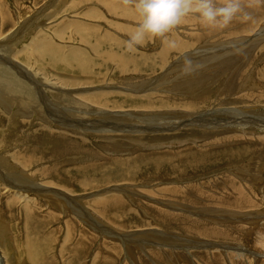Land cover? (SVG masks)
Returning <instances> with one entry per match:
<instances>
[{
    "label": "rangeland",
    "instance_id": "1",
    "mask_svg": "<svg viewBox=\"0 0 264 264\" xmlns=\"http://www.w3.org/2000/svg\"><path fill=\"white\" fill-rule=\"evenodd\" d=\"M57 1L0 0V17L1 6H5L13 15L11 18L12 23L8 22L3 28L2 17L0 18V37L3 35V37L9 36L15 27H18L19 23L28 20L29 16L41 11L43 15L40 12L39 15L41 16L37 20L44 22V25L42 24L43 27L38 25L37 28H33L32 31L23 34L21 38H18V41L12 40L10 43H12L13 48L16 46L19 51L26 50L25 48L31 44L29 43L31 36L36 34L38 28H43V30L41 29L40 32H37V34L41 35L40 37H44L47 33L55 36L54 40L58 45H64V47L69 45L72 48L74 46L84 47L83 44L81 45L77 42L80 36L74 29L75 27L69 26V21L70 23L71 21H81L100 28L99 36H102L103 32L106 31L118 37L122 42L120 50L128 52L125 47V41L129 36L124 34L121 29L136 27L140 21L124 15L123 17L121 15H113L108 12V8L103 2L104 0ZM115 1L123 4L122 0ZM91 14H95V18ZM189 15L192 16V14ZM193 16L197 17L198 15L193 14ZM198 19L200 18L198 17ZM59 23L63 25L67 41H62L61 38L58 39L57 34L59 32L54 31V27ZM253 23V26L248 31L240 28L242 25H239V22L236 23L234 28L231 27V24L226 29L217 28L215 31H209V28L212 29V27L207 28L206 26H201L200 28L195 25L197 28L195 26L191 28L188 24L177 25L173 31L167 34V38H170L171 35H176L178 40L186 41L185 43H193L190 38L192 36H197V39L189 48L181 50L182 47L179 46L174 50H170L163 59L165 63L168 62L164 68H160L162 63L159 62L161 58L157 53L163 48L164 39L146 37L145 42L137 47L133 55L140 57V54L144 53L145 56L151 57V60L146 63L143 71L135 72L132 69V72L128 71L119 75L118 79H126L137 83L148 79H152L149 81L160 80L157 86L159 90H163L162 95L164 98L169 96L171 98L184 99L186 92L184 93L181 90L182 88L185 90L192 89V93L204 95L203 98L207 97V101L201 108L195 109L193 112L182 108L180 105L176 108L184 114L192 112L191 118H194L198 113L207 112L215 108L227 109L232 107L233 104V106H237L235 109L255 105L264 107V97L262 95L264 93V79L257 74L264 67V22L261 21L257 26H255L257 22L255 23L254 21ZM178 26L183 27L179 28ZM237 28L241 29V34L234 30ZM67 30L70 31L67 32ZM256 37L258 39L255 40ZM226 42L227 44L230 43L228 44L229 47L225 44ZM251 42L254 43L252 46L250 45ZM238 44L244 48L249 46L252 48L250 47L248 52L232 53L231 57H244L242 59L245 60L241 61V64L238 62L234 65L233 62V67H231L227 61L235 57L227 59V54L230 50L229 48L232 46L236 47ZM85 46H87L85 51L88 48L90 49L88 45ZM222 46L226 47V54L222 53L223 55H221L217 51L213 52L215 48ZM29 47L32 48L31 46ZM10 48L12 47L10 46ZM206 49L210 50V53ZM251 49L254 51L251 52ZM89 51L91 52V50ZM27 52L32 53L29 50ZM202 52H207L203 56L210 60L205 64L207 70L217 72V77L208 79V75L206 76L200 70L201 72L198 71L199 74L197 72V75L194 74L195 76H187L189 80L191 79V82L190 88H185L182 81L186 76L179 77L182 65L176 71L164 72L167 68H171V64L174 62L173 59L176 58L178 61L185 54L193 58V56H197L194 53L201 54ZM23 54L20 52L16 56L12 57V54H9L6 57L17 62L19 66L26 67ZM65 54L66 52L64 56ZM92 54L91 52V56L89 55L91 58L94 55ZM207 55H210L211 59H213L211 60L210 56ZM31 56H33V53L29 55V57ZM154 59L159 67L153 62ZM29 60L28 65L30 67L27 72L29 73L30 70L31 79H35L38 76L40 84L48 83L47 80L49 78L55 80L54 76L58 78L61 75L60 78L63 79L73 76L74 81L80 82L79 87L83 85L80 88L81 90H88L89 88V90L93 91L95 89L93 85L86 86L90 82L82 81L83 74L68 72L54 66L50 56L47 57L45 63L38 61L43 65L42 68L41 64H37L38 62L34 63L30 58ZM208 63L209 65H207ZM239 65L241 67L237 72L236 68ZM229 67L234 70L232 73ZM112 68L108 70V76L106 75L108 80L111 76H114ZM41 69L47 73L45 74L46 78H49H45ZM162 69L164 70L162 71ZM96 70L98 69H94V71ZM205 73L208 72L205 71ZM245 75L251 76L249 79L250 83L245 86L242 85L240 88L238 83L242 82L241 80ZM38 77L34 81H39ZM251 79L254 80V84L251 83ZM228 82L232 83L228 84ZM28 84L31 88V84L29 82ZM121 85L127 86L128 84L122 82ZM121 85L119 86L121 87ZM146 85L148 86L145 83L143 87H146ZM76 86H78V83ZM126 88L132 89V96L142 92H136L137 89H134L133 86H127ZM95 91H98V89H95ZM246 93H250L253 96L261 95L262 97L258 101L251 103V100L249 101L247 97H244ZM47 95L50 96L49 93H46ZM72 95L75 96V93ZM233 98L239 99H237L238 104ZM47 99L51 101L52 95ZM189 99L190 97L187 96L183 101L188 102ZM34 101L37 103V100L34 99ZM198 101L194 100V103ZM82 102L94 108V106L84 101ZM16 103H19V99L16 100ZM2 104L0 101V116H2L0 141H2L1 145L7 146L10 144L11 147H6L4 148L6 151L2 149L0 152L2 154L7 153L5 156L8 157V160L10 159V162L16 163L17 161H14L11 155L13 150H16L19 146L24 144L23 149L30 150L34 154L35 152L32 150H36L40 155V159L38 158V161L36 160L27 169H22L26 170L27 176L30 179L32 178L34 183L39 184L37 187H48L49 192L53 190L58 193H64L68 198H65L67 200L60 197L57 199H45L37 196V193L28 191L27 195L36 201L26 197L25 201L28 203H24L15 199H19V194L15 192L14 196L8 187H4L6 183L1 180L0 264H264V241L260 240L264 239V216H261L262 218L260 216H254V218L251 216L248 217V221L242 214L234 213H240L242 210L248 212L251 209H249L250 203H243L246 206L245 208H234V196L246 194V196H250L252 203L258 204L250 211H253L254 215L258 213L264 215V162H261V156H264V146L262 147L259 143L262 135L258 133L255 129L256 126H253L251 121H240L242 115L236 116L234 120L250 124L245 131L234 130L233 128H231L232 130H226L227 127L222 123L228 122V120H222L221 124L210 125L206 129L185 127L176 129L177 131L175 129H154L153 131V129L148 128L146 132L137 134L133 130L140 131L143 129V126L137 125L132 126V131L129 134H115L113 131H96L94 129L96 124H110L111 120L109 122L105 121L109 119L106 114H100L93 110L90 113L92 123L87 121L88 123L85 124V127L87 125L91 127V131H86L91 136L87 134L77 135L72 131L58 136L51 135V137L47 130L39 126L51 124L52 128L48 129L55 130L54 132L56 133L61 132L59 131L61 129L60 124L58 125L54 121L48 110L45 111L46 99L38 101V106L41 108L23 104L24 111L22 109L20 111H8L4 109ZM139 104L128 103L127 105L132 106L109 112L123 114L131 111L136 113L140 111L139 109L143 111L144 108H137ZM7 105L9 107L16 106L13 101ZM148 109L154 112L152 113L153 116H155V113H160L167 118L172 117L169 116L171 115L170 113L165 112L163 114L164 110L170 108H145V110ZM26 114L28 116L24 117ZM38 114L49 121L51 119L52 122L45 123ZM247 114L254 115L252 112ZM11 117L15 119L13 122H11ZM183 117L181 119L185 120V115ZM25 119H27L26 123L23 122ZM128 119L124 124L131 122L130 118ZM38 120L40 124L36 123ZM29 122L32 123L28 125ZM133 123H135L134 120H132V125ZM64 128L63 126L62 129ZM96 134L99 137L101 136L100 138L103 141L95 139ZM71 139L81 140L82 150L69 154H67L68 152L65 153V150H61ZM109 142H115L116 147L120 145L117 149H115V146L113 149L104 147ZM37 144L40 148H33ZM234 147H238L243 152L239 156L233 155L234 157H229L227 153ZM188 148H191L189 153L186 150ZM150 152L158 154L152 156L153 158L146 157ZM158 157L162 159V162L155 161V158ZM115 159H128V161L113 168L109 166V163L110 160L113 161ZM185 160H191V162H185ZM192 160H199V162ZM90 163L97 165L107 163L109 165L107 168L91 171V166L87 165ZM51 166L52 170H50ZM85 166L89 167L87 171H85L87 167L82 168ZM80 167L81 169H79ZM0 169V176H2L5 170L3 168ZM35 176L37 178L36 181ZM78 179L86 182L84 183ZM99 179L105 182H99ZM86 183L90 184V186L87 185L84 188L83 184L86 185ZM171 184H174V186L178 184L176 186L178 190L181 189L182 185L183 188L187 186L191 190L185 193L184 191L180 192V194H178L179 191L176 192L174 190L176 193L172 191L171 196L170 190L167 191ZM22 185L26 189L29 188L28 183ZM159 185L164 187L162 192L158 194L161 198L164 197L161 200L159 196L153 194V190L161 187ZM183 188L181 190H184ZM148 190L153 193H148ZM183 193L187 198L178 197ZM46 194H48V191H46ZM165 197L169 200L165 199ZM108 199H110L109 202L107 201ZM156 201H165L166 203H158ZM182 202L183 204H181ZM250 219L256 223H252ZM259 242L260 246H258ZM237 252L239 253L237 254Z\"/></svg>",
    "mask_w": 264,
    "mask_h": 264
},
{
    "label": "bare ground",
    "instance_id": "2",
    "mask_svg": "<svg viewBox=\"0 0 264 264\" xmlns=\"http://www.w3.org/2000/svg\"><path fill=\"white\" fill-rule=\"evenodd\" d=\"M57 2H56V4H57ZM103 2L106 4V6L108 8V12L112 13L113 15H117V16L121 15L122 17L124 15L126 17H130V18H133L135 20L140 21V17L138 15V13H136V11H135L133 6L123 5L120 2L115 1V0H110V1L104 0ZM58 5H60V4H58ZM53 9H55V8L53 7ZM90 9L92 10V8H90ZM90 9H88V10L90 11ZM249 11H251L252 14H253V17H254L253 21H249V22H241V21H236L235 22V21H233L231 23L232 24L231 27L234 28L236 23L239 22L240 23L239 25H242L240 28H242L245 31H248L253 26V24H254L253 22L254 21H255V23L257 22V24L255 26L259 25V23L261 21L264 22V6L254 7L252 9H249ZM40 12L32 14L31 16H29L28 20H25V21H22L21 23H19L18 27L17 28L15 27L14 31L9 36L3 37L4 36L3 35L2 37H0V101L3 103L2 105H3L4 109H6L8 111H10V110L11 111H13V110L20 111V109H22L24 111L23 104H30V105H33V106H37L38 108H41L40 106H38V101H40L42 99H46L47 104H46L45 111L48 110V112L50 113L49 115H52L54 121H56V123H58V125L60 124V129H61V130H59V131H61L59 133L54 132L55 130L53 131L51 129H48V128L51 127V124H48V123L52 122V120L50 119V121H49L46 118H44L43 116H41L40 114H38V116H40V118H42L43 121L48 124V125L43 124V125H40L39 127H43L45 130H47L49 132L50 136L51 135L52 136H58V135H62V134H67V133H70L72 131H73V133H75L77 135H85V134H87V135L91 136L89 133L86 132V131H91L90 130L91 127H88V125H87V127H85V124L88 123L87 121L91 122L90 113L93 110L96 111L97 113H100V114H102V113L106 114V117L109 118V119H107L105 121L109 122V120H111L110 124H104V123L96 124L94 126V129L96 131H99V130L100 131H113V133H115V134H129V132L132 131V126H137V125L143 126V129L140 130V131L133 130V132H137V134L139 132L140 133L146 132V129H148V128L153 129V131H154V129L155 130H164V129L165 130H174V129L176 130V129L185 128V127H188V128L197 127V128H200V129H206V128H209L210 125L221 124L223 122L222 120H225V121L228 120V122H223L222 123L225 127H227L226 130H232L231 128H233L234 130L245 131L246 129H248V125L250 126V124H245L244 122H238V121L234 120V118L236 116L242 115L240 121H251L252 125L256 126V128L255 127L254 128L258 131V133L260 135H262L261 138H260L259 143L262 145V147L264 146V107H258V106L255 105V106H245V107H242V109H239V108L235 109V107H237V106H233L234 105L233 104L232 107H228L227 109H222L221 107L220 108H215V109H212V110L207 111V112L205 111V112H202V113H198V114H196V116L194 118H191V113L193 112V110L201 108L203 106V104H205V102L207 101V97L203 98L204 95L201 96V94L192 93V89L185 90L183 88L182 89L179 88L184 93L186 92L185 93V98L187 96L190 97L188 102L183 101L185 98L184 99H177V98H171L169 96H166V98H164L163 95H162L163 90L162 89L159 90L158 86H157L158 85V81H160V80L149 81V80H152V79H148V80H144V81H141V82L137 83V82H134V81L130 82V81L126 80V79H124V80L118 79V77H120L119 75H122L123 73L128 72V71L132 72V69L135 70V72H139V70L143 71V68H145L146 63H148L151 60V57L145 56L144 53H141L140 57H138V56L133 55V52L130 53L128 51L126 53V50L125 51L120 50L122 42L119 40L118 37L112 35L109 32H106V31L103 32V35L101 34L102 36H99L100 28H97L95 26H91V25L86 24V23L81 22V21H77V22L76 21H71V23L69 21V26H71V27L74 26L75 27L74 29H76V31L78 32V34L80 36L79 39L77 40V42L80 43L81 45L83 44L84 47H82V46H74L72 48L69 45L68 46L66 45L65 47H64V45L63 46L62 45H58L57 43H55V40H54L55 36L48 35V33H47V35H45L44 37H40L41 35L37 34V32H40L41 29L43 30V28H38L36 34L34 33L35 35H32L31 38H30V41H29V43H31L29 46H31L32 48H30L29 46H27L25 48L27 51L28 50L32 51L33 56L29 57V55L32 54V53L27 52L26 50H20L19 51V50L16 49V46L13 48L12 43H10L12 40L15 39L16 41H18V38H21L23 34H26L27 32L32 31L33 28L34 29L37 28L38 25H41L43 27L44 22L42 20L41 21L37 20V18H39L41 16V15H39ZM93 12H91V13H93ZM57 14H58V12H57ZM42 15H43V13H42ZM91 15H93V14H91ZM12 16L13 15L11 14V12H9L7 10V8H5V6H1L2 28L8 22H11ZM198 17L199 16L194 17L193 14H192V16L191 15H187L186 17L183 18V20H182V22L180 24H182V23H183V25L184 24H188L189 27H191V28H194L193 26H195V25L199 26L200 28H201V26L204 27L205 25L201 22V19H198ZM93 18H95V16ZM96 18H98V16H96ZM114 25H116V24H114ZM119 27H121V26L119 25ZM181 27H183V26H180L179 28H181ZM184 27H186V26H184ZM116 28H117V26H116ZM195 28H197V27L195 26ZM134 29H135V27H132V28L129 27V28H123V29H121V31H124V34L129 36L134 31ZM203 29L205 30V28H203ZM215 30H217V28L216 29L215 28H212V29L209 28V31H215ZM234 30H236V32L241 34V29L239 30L237 28V29H234ZM54 31H58L59 32L60 35L57 34L58 39L61 38L62 41H67L66 34L64 32V28H63L62 24L59 23L57 26H55L54 27ZM68 31H70V30H67V32ZM190 34H192V33H190ZM239 34H237V35H239ZM228 35H229V33H228ZM232 35H234V34L232 33ZM190 38L192 39L193 43H191V42L188 43L187 42L188 44L185 43L186 41L183 42V41H180V39L178 40V37L176 35H171V37L168 38V39L174 40L176 42V44H177L176 48L181 46L182 47L181 50H183L185 48L191 47L196 42L195 39H197V36H192ZM256 39H258V38L256 37L255 40ZM3 40H5V41H3ZM197 41H200V40H197ZM227 42L225 44H227ZM215 43H217V42H215ZM182 44H183V46H182ZM228 44H230V43H228ZM252 44H254V43L251 42L250 45L252 46ZM85 45H88L90 47V49L86 48L87 49L86 51H88V52L85 51V47H87ZM222 45H224V44L222 43ZM10 46L12 48H10ZM230 46H232V45H230ZM245 46L247 47V45H245ZM251 46H249L247 48L242 47L240 44H238L236 47L232 46L231 48H229L230 50H229V52L227 54V59H229V57L230 58L235 57V56L231 57L232 53L233 54H238V53H234V52L244 53L245 51L246 52H248V50L250 51V47ZM222 47L215 48L213 50V52L217 51L221 55H223L222 53L226 54L225 53V48L226 47L225 46H222ZM227 47H229V45ZM234 48H237V49H234ZM208 49H206V50H208ZM260 49H261V47H260ZM89 50H91V52L94 54V55L92 54L93 58L90 57L91 56L90 55L91 52ZM208 51L210 53V50H208ZM252 51H254V50L251 49V52ZM14 52H16V53H14ZM20 52L24 53L23 54V58L25 59L24 64L26 65V67H21V66H19V64L17 62H15L14 60H10L9 58L6 57L9 54H12V57L16 56V55L20 54ZM65 52H66V54L64 56ZM169 52H170V49L167 47V45H166V43L164 41L163 48L159 52H157L160 55V58H161V60L159 59L160 61L159 60L158 61L160 63H162V65H160V68H164L165 65H167L168 62L165 63L163 59L166 57L167 53H169ZM204 53H207V52H204ZM204 53L203 52L201 54L200 53L199 54L198 53H194V54H197V56H193V59L195 61H198L199 63L204 65V67L201 69V71L206 76L208 75V79L214 78L215 76L217 77V72L208 71L207 70V67H206L205 64L208 61H210V60L206 56H203ZM72 54H74V55H72ZM220 54H219V56H220ZM210 55H207V56H210ZM49 56L51 57L54 66L60 67L61 69L65 70V71H68V72L83 74L84 77H83L82 81L84 82V80H85V82H87V83L90 82V83L86 84V86L87 85H93L95 87V89H98V91H95V89L93 91H91V90H89L88 87H87L88 90H81L80 88L83 85H81L79 87L80 82L74 81L73 76L70 77V78H68V76H67L68 79L60 78L61 75L58 77L60 79H58L57 77L54 76L55 80H53L52 78L47 77V78H49L47 80L48 83H43V84H40V80H39L40 78L37 76L38 74L36 76L38 77L39 81H34V80H37L36 79L37 77L35 79H31L30 78V76H31L30 75V70H29V73L27 72L28 68L30 67L28 65L29 61H30L29 58L34 63L38 62V61H40L41 63H45L46 60H47V57H49ZM224 56H226V55H224ZM224 56H222V57H224ZM190 57H192V56H190ZM180 58L181 59L178 60V61L176 60V58L173 59L175 63L172 61L173 63L171 64L172 65L171 68H169V69L167 68L166 70L162 69V71L164 70V72L170 73L172 71L178 70L179 66L182 65V63H180L182 61V56ZM217 58H218V56H217ZM242 58H244V57L237 56L234 59L227 61V63H229V65H231V67H233L232 66L233 62H234V65H235L238 62H240V64H241V61L245 60V59H242ZM210 59H211V56H210ZM216 59H214V60H216ZM167 60H168V58H167ZM155 61L156 60L154 59L153 62L158 66V64L156 63L157 61L156 62ZM40 62H38L37 64H41ZM106 63H108V64H106ZM209 63L207 65H209ZM42 66L43 65L41 64V68H42ZM218 67H220V66H218ZM231 67H229L230 70L232 69ZM235 67H237V66H235ZM240 67H241V65H239L236 68L237 72H238ZM96 68L98 70L94 71V69H96ZM110 68H112L114 76H111L110 78L108 77L109 78V80H108L106 78V75L108 74V70ZM50 69H52V68H50ZM41 70L44 72L43 75L46 78L45 74H47V73L43 69H41ZM41 70H40V72H41ZM48 71H50V70H48ZM205 71H207L208 73H205ZM233 71L234 70H231V73ZM33 72L34 73H38V72H35V71H33ZM167 73H165V74H167ZM250 73H252V72H250ZM65 74H63V75L65 76ZM137 74H139V73H137ZM198 74H199V72H198ZM257 74L262 79H264V67L260 71H258ZM32 75H33V73H32ZM191 76H195V75L193 74ZM122 77L126 78L125 76H122ZM237 78L239 79V77H237ZM250 78H251V76H249V75L243 76V78L241 80L242 82L238 83L239 87L241 88L242 85L245 86L248 83H250V80H249ZM41 79H43V78L41 77ZM28 82L31 84V86L33 88L32 87L30 88ZM106 82H107V84H106ZM122 82L125 83V84H128L127 86H130V87L133 86L134 89H137L136 92H138V91H142V92H138V94H136V95L134 94L132 96L131 95L132 89L131 88L130 89L126 88L127 86L121 85ZM190 82H191V79L189 80V77L186 76L183 79L182 84H183V86L185 88H190ZM253 82H254V80L251 79V83H253ZM77 83H78V86H76ZM145 83H147L148 86L146 85V87H143V85ZM229 83H232V82H228V84ZM119 85H121V87ZM259 85H260V83H259ZM255 87H257V86H255ZM68 88H70V89H68ZM257 88H259V87H257ZM224 90H223V93H224ZM46 93H49L50 96L52 95L51 101L49 99H47L50 96L47 95L48 96L47 97ZM74 93H75V96L72 95ZM139 93H141V94H139ZM262 95L264 97V93H262ZM241 96H243V95H241ZM244 97L245 98L247 97V99L249 101L251 100V103L252 102L254 103V102L258 101V99H260L262 96L261 95L253 96L250 93H246ZM17 99H19V103L18 104L16 103ZM34 99L37 100V103H35ZM237 99L238 98L234 99V100H236V103H237ZM194 100H199V101L197 103H194ZM12 101L15 102L17 107L16 106L15 107H9L7 105V104H9ZM82 101H84L85 103H87V104H89L91 106H94V108L87 106ZM238 102H240V101H238ZM128 103H134L135 105L140 103L137 106V108H144V110L141 111V109H139L140 111H138L136 113L131 111V112L123 113V114L117 113V112H115V113H110L109 112V111H112V110H115V109H121V108L132 106V105H127ZM241 103H242V101H241ZM188 104H190V105H188ZM228 104H230V103L228 102ZM178 105H180L182 108H184L186 110H191L192 112L184 114V113L181 112V110H177L176 109L178 107ZM183 105H188V106H183ZM251 105H254V104H251ZM145 108H161V109L170 108L168 110H164L163 114L165 112L168 113V114L170 113L171 115H169V116H172V117H168L167 118L165 115H161L160 113H159L160 115L155 113L154 114L155 116H153L152 113H154V112H152L149 109L145 110ZM248 112H252V113H254V115H248L247 114ZM46 115H48V114H46ZM183 115H185V120L181 119V117H183ZM27 116H28L27 114L24 115V117H27ZM128 118H130L131 122H129L127 124H124V123H126L129 120ZM14 120L15 119L13 117H11V122H13ZM29 120L31 121V119H29ZM132 120H134V122H135V123H133V125H132ZM26 121H27V119L23 120L24 123H26ZM0 123H2V116H0ZM31 123L32 122H29L28 125L31 124ZM36 123L40 124V121L38 120V122H36ZM56 123H54V124H56ZM63 126L65 127L64 129H62ZM164 127H166V128H164ZM134 128H136V127H134ZM56 131H57V129H56ZM97 136L98 135L96 134L95 139L103 141V139L100 138L101 136L100 137L99 136L97 137ZM1 143H2V141H0V150L1 151H2V149H3V151H6V149H4V148L11 147L10 144H8L7 146H4V145H1ZM106 145H110V146H106ZM24 146L25 145L23 144L22 146H19L16 150H13V152H12L11 157L13 158L14 161H17L16 163L10 162V159L8 160V157L5 156V154H7V153L2 154L0 152V168H3V170H5V173L3 171V175L0 176V181L2 180V181H4V183H6V184H4V187H6V188L8 187V189H10L12 191L14 196H15V192H17L19 194V199L18 198H15V199H17L18 201H22L24 203H28V202L25 201L26 197H28L29 199L33 200L32 198H30L27 195L28 191H32L33 193H37V196L44 197L45 199H49V198L57 199L58 197L63 198V199L68 198V197H66L67 195H65L64 193H58V192L53 191V190H50V192H49V190H48L49 188L48 187H44V188L43 187H37L39 184L38 183H34L33 179L32 178L30 179L27 176V174L25 172L26 170H24L22 168L27 169L29 166H31L32 163H35L38 158L40 159V155H39V153L36 150H32L33 152H35V154H34V153L30 152V150L23 149ZM114 146H115V142H109L108 144L104 145V147H107L108 149L109 148L113 149ZM117 147L115 146V149H117ZM238 147H236V148L234 147V148H232V149H230L228 151L227 154L229 155V157H231L233 155L239 156L240 153L243 152V151H241L239 149L240 147L239 148ZM33 148L39 149L40 146L37 144L36 146H33ZM82 148H83V145H82V141L81 140L78 141L76 139H71L70 142L67 145H64L63 149H61V150H63V151L65 150L66 151L65 153L68 152L67 154H69V153H73L75 151L82 150ZM91 150H93V149H91ZM186 150L188 151V153L191 152V148H188ZM157 154H153V152H150V153H148L146 155V157L153 158L152 156L157 155ZM179 154H181V152H179ZM127 161H128V159H126V160L125 159L124 160L115 159L113 161L110 160V163H109L110 165L107 164V163H104V164H101V165L90 163V164H87V165L89 167L91 166L90 167L91 171H98V170L107 168L108 165L112 166L113 168L117 167L118 165H123V164L127 163ZM155 161L156 162H162V159L158 157V158H155ZM186 161L187 162H191V160H185V162ZM192 161H197V160H192ZM18 162H20V163L17 164ZM197 162H199V160ZM261 162L262 163L264 162V156H261ZM86 167L87 166L82 167V168H86ZM89 167H87L85 171H87V169ZM7 168H9V169H7ZM79 169H81V167ZM50 170H52V166H51ZM236 171H237V169H236ZM241 174H242V172H241ZM100 179L98 180L99 182H105L104 180H100ZM36 180H37V178L35 176V181ZM78 180H80V181H82L84 183L86 182V181H84L82 179H78ZM21 183L22 184L28 183L29 184V188L26 189ZM87 185L90 186V184L86 183V185L83 184V187L86 188ZM166 185L168 186L167 183H166ZM186 185H188V184H186ZM159 186H161V185H159ZM162 186L159 187L156 190H153L154 193L151 192L150 190H148V193H153V194H156V196H159L158 194L161 193L162 192V188H164ZM176 186H178V184ZM176 186H174V184H171V186H169L167 191L170 190V192H171L170 195L171 196H172V191H174V190L176 192L179 191L178 194H180V192L182 193L183 191L185 193L186 191L188 192L189 190H191L190 188H188L185 185H184L185 186L184 188H183V185H182V187H180L181 189L183 188L184 190H181V189L178 190V189H176ZM246 188H248V187H246ZM243 190H244V188H243ZM46 191H48V194H46ZM167 191H165V192H166V194L169 195V193ZM175 191H174V193H176ZM248 193H249V190H248ZM183 194L179 195L178 197L181 196V198H183V199L187 198V196L185 194L184 195ZM247 195H249V194H247ZM249 197L250 196H246V194H244V195L239 194L238 196H234V199H233V201L235 203L234 204V208H239V209L240 208H245L246 207L244 205L245 203H250L249 209L250 208L252 209L253 207L257 206L258 204L257 205L254 204L255 202L252 203V201H251V199ZM116 198L119 199L118 196H116ZM161 199H164V197L163 198L160 197V200ZM165 199H167V198L165 197ZM65 200H67V199H65ZM109 200L110 199H108L107 201L109 202ZM114 200H116V199H114ZM167 200H169V199H167ZM156 202H158V201H156ZM163 202H165V201H160L158 203H163ZM21 204H23V203H21ZM181 204H183V202ZM29 206H31V205H29ZM250 210L248 212H245V211L242 210L240 213H236V212H234V213L235 214H242L244 216V218L246 220H248V221H249L248 217H251V216H253V218H254V216L255 217L256 216H260V217L264 216V215H262L260 213H258L257 215H254L253 211H250ZM219 212H220V210H219ZM230 214H232V213H230ZM251 221H250V223H251ZM253 221H252V223H256V222H253ZM244 222H246V221H244ZM257 225H259V224H257ZM261 230H263V229L261 228ZM263 236H264V234H263ZM260 240L264 241V239H260ZM260 245L261 244L259 242L258 246H260ZM222 252L225 253L224 251H222ZM238 253L239 252H237V254ZM241 254H242V252H241ZM4 263H5V261H4Z\"/></svg>",
    "mask_w": 264,
    "mask_h": 264
},
{
    "label": "clouds",
    "instance_id": "3",
    "mask_svg": "<svg viewBox=\"0 0 264 264\" xmlns=\"http://www.w3.org/2000/svg\"><path fill=\"white\" fill-rule=\"evenodd\" d=\"M122 3L133 6L140 17L139 24L125 41L129 52H135L146 37L163 38L167 47L174 50L177 44L167 34L189 14L198 15L207 27L226 29L234 20L253 21L249 9L264 6V0H122ZM203 67L185 54L179 77L193 75Z\"/></svg>",
    "mask_w": 264,
    "mask_h": 264
}]
</instances>
